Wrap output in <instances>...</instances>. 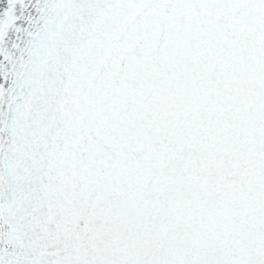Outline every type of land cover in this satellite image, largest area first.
I'll return each instance as SVG.
<instances>
[{"label": "snow or ice", "instance_id": "snow-or-ice-1", "mask_svg": "<svg viewBox=\"0 0 264 264\" xmlns=\"http://www.w3.org/2000/svg\"><path fill=\"white\" fill-rule=\"evenodd\" d=\"M0 264H264V0H0Z\"/></svg>", "mask_w": 264, "mask_h": 264}]
</instances>
